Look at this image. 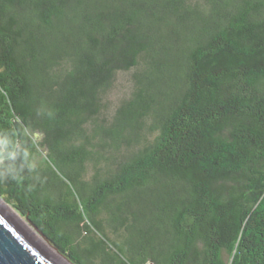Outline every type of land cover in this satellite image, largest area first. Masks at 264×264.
<instances>
[{"label":"trees","instance_id":"1","mask_svg":"<svg viewBox=\"0 0 264 264\" xmlns=\"http://www.w3.org/2000/svg\"><path fill=\"white\" fill-rule=\"evenodd\" d=\"M0 195L76 264H264V0H0Z\"/></svg>","mask_w":264,"mask_h":264},{"label":"water","instance_id":"2","mask_svg":"<svg viewBox=\"0 0 264 264\" xmlns=\"http://www.w3.org/2000/svg\"><path fill=\"white\" fill-rule=\"evenodd\" d=\"M3 204L10 205L0 195V264H76L55 246L37 225L28 220L41 236L35 230L33 231L45 242H49L50 246L64 260L62 261L51 253ZM16 213L18 214V212Z\"/></svg>","mask_w":264,"mask_h":264},{"label":"bare ground","instance_id":"3","mask_svg":"<svg viewBox=\"0 0 264 264\" xmlns=\"http://www.w3.org/2000/svg\"><path fill=\"white\" fill-rule=\"evenodd\" d=\"M5 208L8 209V211L28 230V232L37 240H39L46 248H48L51 253H53L54 255H56V257H59L60 259H62V261L64 260L62 257H60V255H58L55 250L47 243L45 242L37 233H35L31 227L14 211V209L8 205V204H3Z\"/></svg>","mask_w":264,"mask_h":264},{"label":"rangeland","instance_id":"4","mask_svg":"<svg viewBox=\"0 0 264 264\" xmlns=\"http://www.w3.org/2000/svg\"><path fill=\"white\" fill-rule=\"evenodd\" d=\"M124 83V85H125V87H124V89H122V90H126L127 89V87H126V83L125 82H123ZM125 93L124 92H119V93H117L116 95H111V99H113L114 97H116L117 95L118 96H121V95H124ZM114 96V97H113ZM109 113H110V111H109ZM44 152H46V150L44 151ZM11 206V205H10ZM12 207V206H11ZM13 209H14V211L15 212H18L14 207H12ZM18 215L30 226V227H32L31 229L32 230H35V228L29 223V221H28V219L25 217V216H23L20 212H18ZM36 231V230H35ZM37 232V231H36ZM38 233V232H37ZM122 233L124 234V236H126V230L123 228L122 229ZM39 234V233H38ZM40 235V234H39ZM41 236V235H40ZM47 242V241H46ZM48 244H49V242H47ZM50 245V244H49Z\"/></svg>","mask_w":264,"mask_h":264}]
</instances>
